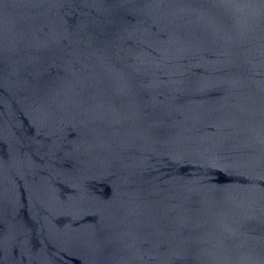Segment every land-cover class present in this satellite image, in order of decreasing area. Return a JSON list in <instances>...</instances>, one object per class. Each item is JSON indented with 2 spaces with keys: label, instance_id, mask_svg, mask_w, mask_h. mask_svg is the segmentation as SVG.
<instances>
[{
  "label": "water",
  "instance_id": "1",
  "mask_svg": "<svg viewBox=\"0 0 264 264\" xmlns=\"http://www.w3.org/2000/svg\"><path fill=\"white\" fill-rule=\"evenodd\" d=\"M0 264H264V0H0Z\"/></svg>",
  "mask_w": 264,
  "mask_h": 264
}]
</instances>
